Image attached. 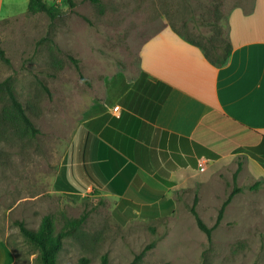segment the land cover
I'll return each instance as SVG.
<instances>
[{"label":"rangeland","instance_id":"obj_1","mask_svg":"<svg viewBox=\"0 0 264 264\" xmlns=\"http://www.w3.org/2000/svg\"><path fill=\"white\" fill-rule=\"evenodd\" d=\"M47 1L62 11L55 19L29 12V0H0V45L9 59L0 55V264H40V249L18 222L38 229L47 215L57 232H67L59 264L83 256L101 264L104 255L108 264H264V168L256 160L244 172L245 157L237 156L215 171L185 175V189L141 210L121 207L119 195L87 188L90 181L69 173L78 127L108 92L137 79L143 41L168 24L206 43L216 37V21L226 36L240 0ZM6 83L40 129L35 137L4 119ZM239 166L242 190L209 239L190 207L198 193L197 210L214 226ZM84 214L80 226L66 227Z\"/></svg>","mask_w":264,"mask_h":264},{"label":"crops","instance_id":"obj_2","mask_svg":"<svg viewBox=\"0 0 264 264\" xmlns=\"http://www.w3.org/2000/svg\"><path fill=\"white\" fill-rule=\"evenodd\" d=\"M228 35L233 48L223 66L168 24L146 38L137 79L108 92L78 127L69 173L121 199L162 206L167 191L185 189V175L215 171L237 156L245 157L243 172L251 160L264 168L250 154L264 159V0L234 5ZM189 156L199 168L185 166ZM131 164V179H120Z\"/></svg>","mask_w":264,"mask_h":264},{"label":"trees","instance_id":"obj_3","mask_svg":"<svg viewBox=\"0 0 264 264\" xmlns=\"http://www.w3.org/2000/svg\"><path fill=\"white\" fill-rule=\"evenodd\" d=\"M92 1L98 4L101 3V0H92ZM69 2L70 4L74 5L72 0H69ZM28 10L31 13L46 12L51 19H55L62 12L58 7L50 4L47 0H29ZM218 20H220V17ZM214 25L216 28V37L209 38L206 43L198 42L191 37L184 36L183 34L182 35L188 41L201 47V49L205 53V56L211 62H213L217 66H223L228 62L233 47L229 35L227 34L226 36H224V32L222 31L221 26L219 25V21H216ZM173 28L176 31H178L176 27ZM0 55L4 57L7 62H9V59L5 57V51L3 50L1 45H0ZM77 67L78 69H80V66L78 64ZM80 76L84 78L82 72L80 73ZM5 90L9 96L10 105L9 107H6L4 109V113H3L4 119L8 121L10 124H12V126L21 136L35 137L40 132V129L34 124L31 117L27 114L26 109L22 104V102L18 99L14 88L10 83H6ZM250 154L252 157L262 161V158L259 157L255 152H251ZM189 165L192 166L193 168H199V161L195 157L189 156L188 159L185 160V166H189ZM133 169L134 170L136 169L134 165L131 164L127 166V168H125L123 173L119 175V178L120 179L123 178L126 179V181H128L129 178L131 179V176L133 174ZM240 169L241 166H239L237 171L234 173L233 176L235 181L234 189L229 194V196L224 200L219 210L218 220L214 226H209L200 216L197 210L199 195L198 193H196L195 195L194 202L190 207V211L195 216L199 228L207 234L209 239L212 238L213 230L221 222L225 210L232 201L234 195L242 190L241 187H239L237 184V177ZM157 177L167 186H173L175 184L173 181H169L159 175H157ZM90 182H95L96 185L94 186V188L98 191L100 184L93 180H91ZM260 182L261 181L258 180L256 183L250 186V189L257 188L260 185ZM135 184L137 186H140L141 184V180L138 176L135 179ZM115 192H118L119 194H123L125 192V189H119V190L115 189ZM119 205L121 207L132 206L138 210H141L143 208L155 207L150 205H141L126 198H122L119 201ZM86 218L87 215L84 214L80 218L72 219L66 225V227L70 228L71 230L75 229L78 226H80L86 220ZM18 224L20 225L21 231L24 234V236L28 240L36 244L40 249V264H59L58 255L62 248V239L64 235L67 234L65 230L57 232L53 219L48 215L43 218L41 225L39 226L38 229H30L23 222H18ZM146 251L147 249L143 250L142 254H144ZM74 264H91V260L89 257L83 256L78 260L77 263ZM101 264H108L107 255L103 256Z\"/></svg>","mask_w":264,"mask_h":264},{"label":"built area","instance_id":"obj_4","mask_svg":"<svg viewBox=\"0 0 264 264\" xmlns=\"http://www.w3.org/2000/svg\"><path fill=\"white\" fill-rule=\"evenodd\" d=\"M116 108H118V106Z\"/></svg>","mask_w":264,"mask_h":264}]
</instances>
